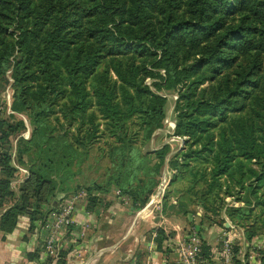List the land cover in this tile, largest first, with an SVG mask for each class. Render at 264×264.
<instances>
[{"label":"trees","instance_id":"16d2710c","mask_svg":"<svg viewBox=\"0 0 264 264\" xmlns=\"http://www.w3.org/2000/svg\"><path fill=\"white\" fill-rule=\"evenodd\" d=\"M8 70L10 109L32 129L19 136L25 122L0 110L1 237L21 215L33 229L47 214L40 204L56 208L84 171L88 209L93 190L112 187L141 207L165 164L169 187L181 183L179 214L200 206L208 224L224 227L214 218L224 212L247 240L264 235V0H0V104ZM165 91L177 92L174 134L187 140L152 162L144 147L163 126ZM15 156L29 169L16 191ZM243 193V205L224 202ZM210 253L202 243V259Z\"/></svg>","mask_w":264,"mask_h":264},{"label":"rangeland","instance_id":"374dc122","mask_svg":"<svg viewBox=\"0 0 264 264\" xmlns=\"http://www.w3.org/2000/svg\"><path fill=\"white\" fill-rule=\"evenodd\" d=\"M16 28H17L16 26H11L9 28V31H11V32L15 31V35H16V33H17ZM194 59H195V57H193V56L191 58H189L187 61V64L188 65H190L191 63L193 64ZM11 75H12L11 70H8L5 73L7 83L5 84V86L3 88L4 91L1 94V99H2V102L0 104L1 116H2V118H5L8 121H11L13 123L17 122L18 120H23L27 126V130H25L19 136H22L25 139H29L31 136L30 131L32 128H31V125L29 124V119H28L27 115L25 113L13 112L10 109V105L12 102V95H13V79H12ZM146 83L150 84V78L146 79ZM207 84L208 83L205 82L203 84V86H207ZM164 93H165L166 97L168 98L167 112H166L167 120L169 122L174 123V125H175V114L173 112V108H174V102L176 101V99L178 97L177 92L165 91ZM51 118H52V121L54 122V117H51ZM165 118L163 120V126L161 128L156 129L153 132L152 137L148 141V144L144 147V151L146 153H149V156H150V159L152 160V162L157 160L155 154H153L154 150H157L163 146H167L168 152H169L167 157H169L173 153L178 152L182 148H184V146H185L184 142H185V140H187L186 136H178V135L174 134L175 127L172 128L171 125L165 121ZM9 144H12L11 149L8 147V145H6L7 147L5 146V149H6V151L8 149H10L12 154H13L15 151V144H18L16 138H12L11 143H9ZM199 163L201 165H203L204 161L199 160V161L195 162V164H199ZM12 164L17 167V171H18V173L16 174V177L13 178V180H12V187L16 191L20 187L21 182L28 176L29 169L25 165H19L18 163H16V156H15V160L13 158ZM174 173H175V170H172L171 168L167 167V165L165 164L161 175L158 176L159 185L164 180V186H163L164 188H163L162 194H161L160 188L162 187L163 184H161L160 186L159 185L157 186L155 192L153 194H151V196L148 199V201L146 202V204L141 206V207L135 206L132 203V200L128 196L120 194L119 191L115 187L110 188L108 190V192H98V191L93 190L91 192V195L96 197V202L91 209L97 210V212L99 214V216H98L99 219L97 221H93V223H90V224L88 222V223H85L83 225H80L81 227H83L84 234L82 236L77 237L76 236L77 233L74 232L75 241H68L72 246L68 244L67 249L74 248L73 245H75V244L79 245V242H81V241L83 242L86 238L94 235L95 232L92 233L93 228L98 227L99 223L101 226H103V228L104 227L107 228L109 226V224H111L112 219L114 218V216H116L117 213L111 211V209H112L110 206L111 203H109V202L114 201V202H118L119 204H121V207L125 208L126 211L128 210L126 212L125 219H127V220L133 219L136 223L135 227L137 229H139L140 231H142V233H140V234H134V233H132L133 230L131 231V236L137 237L136 242H144L146 244V249L148 251L149 250L151 251L152 247L154 248L155 244H158L160 246V249L163 250V253L167 259V262L170 261V256H171L172 261H170V262L172 264H181L182 261L178 255V251L176 250V248L178 247V243L180 241L186 242L187 236L193 230H198L199 234H200V231L203 233L204 230L202 227L203 226H209V224H208L209 220H205V222H204L201 220V218H197L198 216L203 214V209L200 206L197 207V209H195V210H197L198 216H196L194 214L195 210L192 212H188L187 214H184V215L183 214L181 215L177 212V205H176V203H177L176 194L177 193H176V191H177V188H179L181 186L180 185L181 183L174 179L171 186L169 187V185H168L170 178L173 176ZM94 174H96V173H94ZM87 175H88V177L92 176V172L88 173V172L84 171V173L82 175L78 174L77 177L75 178V181H76L75 183L81 184V187H82L83 182H84V177ZM81 187L71 189L70 191L65 192V194H66L65 196H67L68 194H75L77 196L76 198L78 200L77 204L80 205L82 203L85 206V210L91 211L90 209H88V207H89V201H88L89 199L88 198L90 195L87 193L86 190H84ZM165 192H166V194H165ZM63 193L64 192H58L56 196H58V197L63 196L64 195ZM234 193H236L235 189H233L232 194H234ZM164 194L166 195V198H165L166 207H165V209H163V206H162V203L164 200L163 199ZM234 195L225 196L224 202L227 205H231V206H239V205H243V204L247 203L245 201V199L243 198L245 195H247V193H245V194L243 193L242 200H238L236 197H234ZM110 197H112V198L110 199ZM154 197H157L156 201L154 203L148 205L149 201L151 199H153ZM250 200H252V199L250 198ZM59 202H60V200H59ZM49 204H46V203L40 204V208H42V211H47V214L49 212L55 210V208L51 209ZM54 204H56V206H57L56 202ZM78 207L79 206H77V208ZM28 210H31L30 206H28ZM165 214L169 215L168 219H165ZM179 216H182V217L184 216V220H185L184 228L180 229L177 227V229H175V231H173L169 227H171L175 223L176 218L178 219ZM170 217H172V218H170ZM173 218H175V219H173ZM214 218H216V220H219L221 223H223L222 221H224L225 224L228 223V227H226L228 229L230 228L229 225H233V227H232L233 231L231 232V236L233 238V236L236 234L237 237L235 236L233 238V240L234 241L236 240L235 241L236 244L237 243L239 244L240 240H238V238H239L238 236H240V234H244L243 230L240 227L233 224L230 221V219L224 214V212H221L220 215H218ZM37 224H39V223H37ZM219 224L220 223H217V224L214 223V225H216V226H219ZM220 226H221V229L219 228L218 229L219 232H217V233L220 234L221 236H223L224 227L222 225H220ZM105 228H104V230H105ZM94 230H95V228H94ZM36 231H39V230H36ZM237 232H238V235H237ZM212 234H213V232H212ZM226 234H224V236ZM43 236H44V234H43ZM70 238L71 237L68 236V238H65V239H70ZM221 242L223 244V240H221ZM221 248H222V246H221ZM235 248H236V250L232 249V252L234 255V260H233L234 262L237 259L236 257L238 254L239 247L235 246ZM67 249H59L58 248L57 255L59 253L67 252ZM79 249H80L79 247H76L77 252L80 251ZM232 252H231V254H232ZM211 262L213 264H226V263H224L226 261H225L224 257L222 256L221 252L219 253V256L217 257V261H210V263ZM203 264H205V263H203Z\"/></svg>","mask_w":264,"mask_h":264},{"label":"crops","instance_id":"0c3cea01","mask_svg":"<svg viewBox=\"0 0 264 264\" xmlns=\"http://www.w3.org/2000/svg\"><path fill=\"white\" fill-rule=\"evenodd\" d=\"M111 198L112 197H110V199ZM154 198L150 200L152 203H154L157 199ZM150 201L149 204H152ZM109 203H111V211L117 213L112 219L111 224H109L107 228L104 227V230L103 226L99 223L98 227H94L95 230L93 228V232L91 231L92 233L95 232L94 235L86 238L83 242H79V245H73L74 248L72 249H67L68 244L71 245L68 242L69 239L61 240L59 249H67V252L59 253L56 257H50L45 254L42 248L43 233H41L40 230L36 231L37 223L33 229L29 230V218L26 215L19 216L14 230L11 233L6 234L4 237L0 236V264L171 263L170 261H172V257L170 256V261L167 262L163 250L158 247V244H155L154 248L152 247L151 251H148L144 242H136L137 237L131 236V231L133 230L132 233L134 234H140L142 231L135 227L136 223L133 219H125L126 212L128 210L126 211L125 208H122L121 204L118 202L113 201ZM78 206L79 207L74 214V220L77 223V227L88 222L89 224L93 223V221H97L99 219L97 210H85V206L82 203ZM168 216V214H165V219H168ZM184 222V216H179L178 219L176 218L175 223L169 228L173 231H175L177 227L183 229ZM226 227L228 226H225L224 223V234L228 233V228ZM202 228L204 232L202 233L200 231L201 242L210 247V259L212 261H217V257L219 256L222 246L221 240H224L225 238L224 234L221 236L217 233L219 232L218 229H221V226L209 224V226H203ZM235 236L236 234L233 238ZM238 237V240H240L239 244H236V240H233L232 246L233 250H236L235 246L239 247L236 257L238 259H236V261H239L238 264H260L261 251L264 250V235H256L250 240H247L244 234H240ZM76 247H79L80 251L77 252ZM231 257L230 262L224 263L235 264L236 261H233V252Z\"/></svg>","mask_w":264,"mask_h":264},{"label":"built area","instance_id":"2783aa9c","mask_svg":"<svg viewBox=\"0 0 264 264\" xmlns=\"http://www.w3.org/2000/svg\"><path fill=\"white\" fill-rule=\"evenodd\" d=\"M161 73L164 74V71L161 70ZM172 128L175 127L174 123L167 120ZM162 187L160 188L161 194L163 192L164 180L160 183ZM159 185V186H160ZM160 194V195H161ZM77 196L75 194H68L67 196H62L60 198L59 204L56 206L55 210L49 212L45 218L39 222L36 227L37 230H40L44 234L42 238V248L46 255L50 257L57 256V250L61 240L71 237L69 241H75L74 232L78 236L84 234L83 227H77V223L74 220V214L77 210ZM228 233L225 235L223 240L222 248L220 250L222 256L226 262L230 261L233 238L231 232L233 225H229ZM201 237L198 230H193L187 236V241H180L176 250L181 259V264H211L210 262L203 260L200 255L201 250Z\"/></svg>","mask_w":264,"mask_h":264},{"label":"water","instance_id":"95a60500","mask_svg":"<svg viewBox=\"0 0 264 264\" xmlns=\"http://www.w3.org/2000/svg\"><path fill=\"white\" fill-rule=\"evenodd\" d=\"M6 147H7V146H6ZM4 151L6 152V149H4ZM225 226H228V223H226Z\"/></svg>","mask_w":264,"mask_h":264},{"label":"bare ground","instance_id":"6f19581e","mask_svg":"<svg viewBox=\"0 0 264 264\" xmlns=\"http://www.w3.org/2000/svg\"><path fill=\"white\" fill-rule=\"evenodd\" d=\"M155 198H157V197H155ZM155 198H154V199H155ZM154 201H155V200H154ZM150 202H151V201H150ZM151 203H152V202H151ZM149 205H150V204H149Z\"/></svg>","mask_w":264,"mask_h":264}]
</instances>
